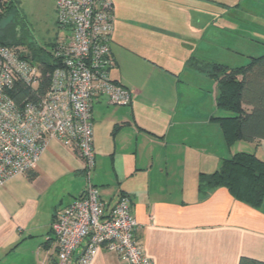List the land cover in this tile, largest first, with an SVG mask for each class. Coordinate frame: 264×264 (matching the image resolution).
I'll use <instances>...</instances> for the list:
<instances>
[{"label":"crops","instance_id":"obj_1","mask_svg":"<svg viewBox=\"0 0 264 264\" xmlns=\"http://www.w3.org/2000/svg\"><path fill=\"white\" fill-rule=\"evenodd\" d=\"M176 1L159 0L162 11L171 13L173 19L190 7ZM207 1L241 13L251 8V19L258 23L254 28H264V0ZM114 13L111 50L116 73L111 77L131 92L121 70L127 52V32L123 30L129 20L127 8H114ZM166 32L174 35L172 29ZM262 38L257 40L264 41ZM169 63L159 66L166 77L170 78L168 72L174 78ZM106 98L99 97L93 105L96 164L92 181L109 207L127 198L139 223L135 238L153 264H239L242 257L264 261V208L237 200L226 187L207 193L199 190L200 173L218 170L223 159L236 152H254L264 159V139L239 140L229 147L223 135L224 144L211 147L209 142H198L204 135L178 119L180 113L169 100L139 115V93L131 92V104L125 105L131 109L122 111L110 107ZM84 167L85 161L73 148L51 138L33 170L0 184V264L57 260L51 224L55 214L83 193L87 182ZM91 264L128 262L102 249Z\"/></svg>","mask_w":264,"mask_h":264},{"label":"built area","instance_id":"obj_2","mask_svg":"<svg viewBox=\"0 0 264 264\" xmlns=\"http://www.w3.org/2000/svg\"><path fill=\"white\" fill-rule=\"evenodd\" d=\"M54 3L58 24L70 35L58 42L55 56L61 65L48 75L44 91L38 90L44 79L39 64L20 47L0 43V184L33 170L50 139H61L85 161L87 182L81 196L53 218L57 264H91L102 249L124 257L128 264H153L135 238L139 223L127 198L109 207L92 181L95 100L107 96L110 104H131L129 89L111 77L113 0ZM8 4L0 0V15ZM18 85L34 94L17 101Z\"/></svg>","mask_w":264,"mask_h":264},{"label":"rangeland","instance_id":"obj_3","mask_svg":"<svg viewBox=\"0 0 264 264\" xmlns=\"http://www.w3.org/2000/svg\"><path fill=\"white\" fill-rule=\"evenodd\" d=\"M178 1L190 6L189 11L173 19L171 13L162 11L159 0H113L118 11L127 8L129 18L127 28L123 29L127 32L123 78L128 81L132 94L141 96L137 114L151 111L159 102L169 100L174 111L180 113L178 119L196 134L204 135L198 140L200 144L209 142L211 147H219L224 144V134L217 117L230 112L218 106L217 76L200 67L206 64L231 69L247 66L253 57L264 55V41L257 40V37L264 39V28L261 33L254 28L258 23L251 19V8L241 13L207 0ZM17 4L18 8L11 7L0 19V37L14 28L15 39L3 42L20 47L30 59L33 60L34 47L41 51V56H46L45 51L55 52L62 37L70 35L68 29L58 24L54 0H18ZM168 29L174 35L167 34ZM184 37L189 40L193 37V40L187 42ZM171 57L174 63L169 61ZM167 63L173 68L174 78L173 74L167 72L168 78L161 71L164 69L159 65ZM111 73L115 75L116 70L112 69ZM110 107L118 111L131 109L120 104ZM242 142L248 140L242 139Z\"/></svg>","mask_w":264,"mask_h":264},{"label":"trees","instance_id":"obj_4","mask_svg":"<svg viewBox=\"0 0 264 264\" xmlns=\"http://www.w3.org/2000/svg\"><path fill=\"white\" fill-rule=\"evenodd\" d=\"M8 2L0 19L11 7L18 8V0H8ZM7 33L5 37H0V43L13 45L3 41L8 38L15 39L14 28ZM32 50L33 60L39 64L44 77L38 90L44 91L49 84L48 75L59 67L61 62L53 51L47 50L46 56H41V51L37 47ZM200 68L217 76L218 106L230 112V115L223 114L217 117L227 145L231 147L242 139L248 141L264 139V55L253 57L247 66L238 69L208 64ZM15 93L17 101L20 102L25 97L32 96L34 91L18 85ZM217 187H226L237 200L253 207L264 208V159L254 152L239 151L224 158L218 170L212 173H200L201 192L207 193ZM49 264H57V260L53 259ZM239 264H264V261L242 257Z\"/></svg>","mask_w":264,"mask_h":264}]
</instances>
